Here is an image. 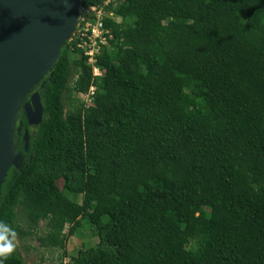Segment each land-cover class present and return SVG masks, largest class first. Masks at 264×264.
I'll return each mask as SVG.
<instances>
[{
    "label": "trees",
    "instance_id": "obj_1",
    "mask_svg": "<svg viewBox=\"0 0 264 264\" xmlns=\"http://www.w3.org/2000/svg\"><path fill=\"white\" fill-rule=\"evenodd\" d=\"M105 1L81 0L107 14L100 75L73 37L41 122L20 116L0 223L45 222L58 264H264V0ZM83 230L97 243L63 263Z\"/></svg>",
    "mask_w": 264,
    "mask_h": 264
},
{
    "label": "water",
    "instance_id": "obj_2",
    "mask_svg": "<svg viewBox=\"0 0 264 264\" xmlns=\"http://www.w3.org/2000/svg\"><path fill=\"white\" fill-rule=\"evenodd\" d=\"M80 6L81 0H0V188L10 167L20 170L23 155L14 152L20 116L31 127L41 122L39 91L43 79L52 75L61 48L72 39ZM53 58L54 62L45 71ZM30 84L37 90L25 97L20 95L24 104L18 108L17 96ZM13 104L18 113L10 136L7 121ZM28 138L25 131L24 151L28 148Z\"/></svg>",
    "mask_w": 264,
    "mask_h": 264
},
{
    "label": "rangeland",
    "instance_id": "obj_3",
    "mask_svg": "<svg viewBox=\"0 0 264 264\" xmlns=\"http://www.w3.org/2000/svg\"><path fill=\"white\" fill-rule=\"evenodd\" d=\"M73 77L72 79H74ZM79 99L89 104V99L85 96L78 95ZM67 107H65V110ZM20 125H17L19 127ZM18 223L25 228V225L21 220ZM45 222H39V229L35 236H29L25 238H19L16 235L15 240V253L22 259L23 264H58L59 256L62 254V250L53 248H43L40 246V242L37 240V236H41L45 231ZM67 227L64 232L66 233ZM89 230H83L80 234L82 236L68 237L65 245V257L63 263H67L70 257H75L82 245L93 246L97 243V238L88 236Z\"/></svg>",
    "mask_w": 264,
    "mask_h": 264
},
{
    "label": "built area",
    "instance_id": "obj_4",
    "mask_svg": "<svg viewBox=\"0 0 264 264\" xmlns=\"http://www.w3.org/2000/svg\"><path fill=\"white\" fill-rule=\"evenodd\" d=\"M113 1L115 0H106L104 5ZM84 14H94V18L90 20V18L88 16L85 17ZM105 16H107V14L102 9H97L94 6H89L87 8H82L80 6L78 25L72 38L75 37L76 48L83 51V55L87 58V62L92 66L94 64V56L98 54L100 47L107 45L108 41L112 38L103 25V18ZM92 70L93 75H100V71L94 66ZM92 93L93 88L91 87L89 94L91 95ZM85 97H87V95Z\"/></svg>",
    "mask_w": 264,
    "mask_h": 264
},
{
    "label": "clouds",
    "instance_id": "obj_5",
    "mask_svg": "<svg viewBox=\"0 0 264 264\" xmlns=\"http://www.w3.org/2000/svg\"><path fill=\"white\" fill-rule=\"evenodd\" d=\"M16 233L9 225L0 223V264L14 253Z\"/></svg>",
    "mask_w": 264,
    "mask_h": 264
},
{
    "label": "bare ground",
    "instance_id": "obj_6",
    "mask_svg": "<svg viewBox=\"0 0 264 264\" xmlns=\"http://www.w3.org/2000/svg\"><path fill=\"white\" fill-rule=\"evenodd\" d=\"M53 60H54V58L46 65L45 71H47L49 69L51 64L54 62ZM35 90H37L35 85L30 84L27 87V89L25 90V92L22 91L21 93L18 94L17 99L20 98V95L24 94V97H25L27 94H32ZM19 100H20V102H19ZM19 100H18V106L17 107L18 108H20V107L22 108L23 104H24V100H22V99H19ZM17 107L14 104L12 105L11 114H10V117H9V119L7 121V129H8V133L10 134V136L12 134V131L14 130V127H15L14 121H15V119L17 117V113H18V112H16ZM20 110L22 111V109H20ZM11 159L12 158L10 156L9 161Z\"/></svg>",
    "mask_w": 264,
    "mask_h": 264
}]
</instances>
